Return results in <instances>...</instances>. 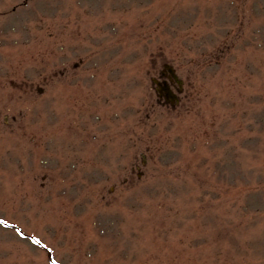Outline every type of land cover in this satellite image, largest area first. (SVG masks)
Listing matches in <instances>:
<instances>
[{"label":"rangeland","instance_id":"1","mask_svg":"<svg viewBox=\"0 0 264 264\" xmlns=\"http://www.w3.org/2000/svg\"><path fill=\"white\" fill-rule=\"evenodd\" d=\"M0 264H264V0H0Z\"/></svg>","mask_w":264,"mask_h":264}]
</instances>
